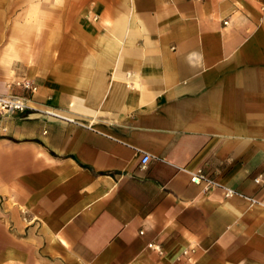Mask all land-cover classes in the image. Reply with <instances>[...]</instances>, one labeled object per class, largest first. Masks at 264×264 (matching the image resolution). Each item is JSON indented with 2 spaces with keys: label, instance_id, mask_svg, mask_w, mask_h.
<instances>
[{
  "label": "crops",
  "instance_id": "obj_1",
  "mask_svg": "<svg viewBox=\"0 0 264 264\" xmlns=\"http://www.w3.org/2000/svg\"><path fill=\"white\" fill-rule=\"evenodd\" d=\"M22 80L0 264H264V0H0V95Z\"/></svg>",
  "mask_w": 264,
  "mask_h": 264
},
{
  "label": "built area",
  "instance_id": "obj_2",
  "mask_svg": "<svg viewBox=\"0 0 264 264\" xmlns=\"http://www.w3.org/2000/svg\"><path fill=\"white\" fill-rule=\"evenodd\" d=\"M12 87L19 88L23 91V94L8 93L0 95V115H7L13 113H23L29 108L31 96L36 93L37 87L29 80L16 81L12 84ZM46 114L56 116L55 112L45 111ZM150 155L144 153L140 158V167L145 168L150 161ZM190 182L197 185L203 184L204 189L222 188L225 196H231L234 192L231 189L223 188L213 179H209L206 175L201 172H197L190 177ZM147 248L162 256V247L157 243H149ZM195 250L193 248H184L177 255H175L166 264H193L192 255Z\"/></svg>",
  "mask_w": 264,
  "mask_h": 264
},
{
  "label": "rangeland",
  "instance_id": "obj_3",
  "mask_svg": "<svg viewBox=\"0 0 264 264\" xmlns=\"http://www.w3.org/2000/svg\"><path fill=\"white\" fill-rule=\"evenodd\" d=\"M2 211V207H1ZM1 217V216H0ZM8 244V237H7V225L5 226V222L0 224V262L5 260L4 253L2 252V248Z\"/></svg>",
  "mask_w": 264,
  "mask_h": 264
}]
</instances>
